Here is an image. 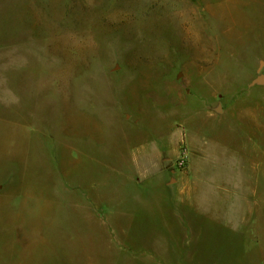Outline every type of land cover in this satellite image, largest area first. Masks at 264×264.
I'll use <instances>...</instances> for the list:
<instances>
[{"label":"rangeland","instance_id":"1","mask_svg":"<svg viewBox=\"0 0 264 264\" xmlns=\"http://www.w3.org/2000/svg\"><path fill=\"white\" fill-rule=\"evenodd\" d=\"M262 63L264 0H0V264H264L171 186L264 160Z\"/></svg>","mask_w":264,"mask_h":264},{"label":"crops","instance_id":"2","mask_svg":"<svg viewBox=\"0 0 264 264\" xmlns=\"http://www.w3.org/2000/svg\"><path fill=\"white\" fill-rule=\"evenodd\" d=\"M196 135L197 134L188 135V139L190 142H192V144L195 143L194 145H196L197 147L199 146L201 147L202 143L204 142L203 140H199ZM201 150H204L203 146L201 147ZM207 154H208L207 157H209L210 154L209 153ZM236 155H237L236 152H233V157L235 159L237 157ZM261 161L262 162H260L259 160L258 162H255L254 165L251 166V164H249L248 162L242 161L241 158H239V160L236 159L235 161L232 162V175H229L230 170H226L223 171L224 174L220 177H217L215 175V173L216 172L218 173V171H212L211 170L212 168L202 171V173L200 171L199 172L195 171L194 169L193 172H191L190 176H179L178 178H176L177 181L176 182L173 181L171 186L172 187L177 186V189H179L178 196L184 198L182 205L185 206L183 207L185 211H192V210L193 211H264V204H260L262 206L260 209L259 208L260 205L258 204V201L255 199V197L251 196L249 190L245 189V187L242 186L243 184H249V183L259 184V182H261L260 184L263 183L264 185V160ZM220 166H223L224 168L229 167V165L227 164L226 166L222 164V165H218V168H220ZM207 167L217 168V166L215 165L207 166ZM251 167H253V169L257 173H259L258 172L259 170L261 172L259 173L260 176L255 180L247 179L249 175L248 173H251ZM206 175H211V176H206ZM209 180L213 181V184L219 182L218 189L214 185L208 187V189H210V187L213 188V190H211V191H215L213 194L208 193L207 191L199 192L197 185L201 183L204 184V182ZM228 183L233 184L232 188ZM256 189H258V191L255 190L256 193L258 195L259 194L262 195L263 197L264 191H262V189L260 188H256ZM228 193L230 195H228ZM215 199L217 201V204L213 205L211 201ZM245 200L248 201L249 203L243 202Z\"/></svg>","mask_w":264,"mask_h":264},{"label":"water","instance_id":"3","mask_svg":"<svg viewBox=\"0 0 264 264\" xmlns=\"http://www.w3.org/2000/svg\"><path fill=\"white\" fill-rule=\"evenodd\" d=\"M262 65H264V63H262ZM256 84H260V85H263L264 86V75H262L261 77H259L254 83L253 85H256ZM221 111V110H220Z\"/></svg>","mask_w":264,"mask_h":264},{"label":"built area","instance_id":"4","mask_svg":"<svg viewBox=\"0 0 264 264\" xmlns=\"http://www.w3.org/2000/svg\"><path fill=\"white\" fill-rule=\"evenodd\" d=\"M184 158H186V157H184Z\"/></svg>","mask_w":264,"mask_h":264}]
</instances>
